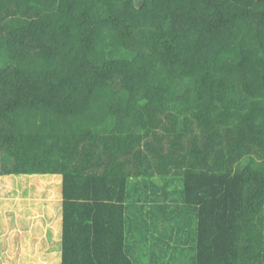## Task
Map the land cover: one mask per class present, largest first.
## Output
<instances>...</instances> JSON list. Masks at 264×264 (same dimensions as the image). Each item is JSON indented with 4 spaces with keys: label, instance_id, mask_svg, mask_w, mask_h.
I'll list each match as a JSON object with an SVG mask.
<instances>
[{
    "label": "trees",
    "instance_id": "1",
    "mask_svg": "<svg viewBox=\"0 0 264 264\" xmlns=\"http://www.w3.org/2000/svg\"><path fill=\"white\" fill-rule=\"evenodd\" d=\"M9 175L62 264H264V0H0Z\"/></svg>",
    "mask_w": 264,
    "mask_h": 264
},
{
    "label": "crops",
    "instance_id": "2",
    "mask_svg": "<svg viewBox=\"0 0 264 264\" xmlns=\"http://www.w3.org/2000/svg\"><path fill=\"white\" fill-rule=\"evenodd\" d=\"M53 180L55 187L51 186ZM33 181L46 184L44 192L40 189L33 194L32 190L36 189ZM62 182L60 175L0 176V203L4 205L0 208V264H62ZM51 188L56 196L44 206L45 191L50 195ZM16 197H19L17 203L9 204ZM15 217L22 222L14 223Z\"/></svg>",
    "mask_w": 264,
    "mask_h": 264
},
{
    "label": "rangeland",
    "instance_id": "3",
    "mask_svg": "<svg viewBox=\"0 0 264 264\" xmlns=\"http://www.w3.org/2000/svg\"><path fill=\"white\" fill-rule=\"evenodd\" d=\"M15 177H17V178H19V177H21V176H15ZM17 185L19 186V185H21V183L20 182H17ZM33 186H34V188H36L35 190L33 189L32 190V192H33V194H36L37 193V191H40V189H42V191L44 192V190L46 189V184L44 185V184H42V185H40V182H38V181H33V184H32ZM37 185V186H36ZM33 188V187H32ZM2 195H4V194H2ZM6 196V195H5ZM34 196V195H33ZM18 198L19 197H16V198H14V199H12L11 200V202L9 203V204H12V203H17L16 201L18 200ZM33 199L35 198V197H32ZM38 199V198H37ZM20 200V199H19ZM42 199L40 198L38 201H41ZM1 202H4V201H1ZM46 203H47V201L46 200H44V203H43V205L44 206H46ZM3 206L4 205H2L1 203H0V208L2 209L3 208ZM58 208H61V203L59 204V206H58ZM53 217V216H52ZM2 219H3V217H2ZM17 222V224L18 223H21L20 221H19V219L18 218H16L15 217V219H14V223H16ZM50 221H51V219H50ZM13 223V222H12ZM47 223H50L48 220H47ZM45 224H46V222H45ZM14 225V224H13ZM13 225H11V226H13Z\"/></svg>",
    "mask_w": 264,
    "mask_h": 264
}]
</instances>
